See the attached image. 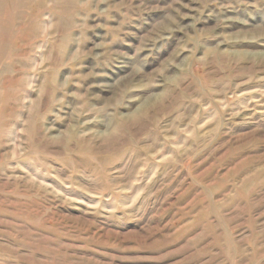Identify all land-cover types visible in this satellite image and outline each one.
I'll return each instance as SVG.
<instances>
[{"label":"rangeland","instance_id":"374dc122","mask_svg":"<svg viewBox=\"0 0 264 264\" xmlns=\"http://www.w3.org/2000/svg\"><path fill=\"white\" fill-rule=\"evenodd\" d=\"M0 264H264V0H0Z\"/></svg>","mask_w":264,"mask_h":264}]
</instances>
